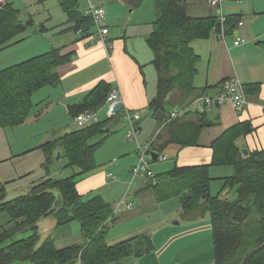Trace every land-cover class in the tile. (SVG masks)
Instances as JSON below:
<instances>
[{"label": "trees", "instance_id": "1", "mask_svg": "<svg viewBox=\"0 0 264 264\" xmlns=\"http://www.w3.org/2000/svg\"><path fill=\"white\" fill-rule=\"evenodd\" d=\"M127 1L139 7L144 0ZM153 2L156 19L146 42L153 54L151 64L156 70L157 86L156 96L148 109L163 125L169 115V105L178 107L207 93L194 86L200 56L195 53L192 43L209 39L214 31L221 30V23L217 16H191L186 0ZM60 5L67 15V32L79 35L81 29L84 35H79L80 38H87L95 32L91 19L79 10V0H60ZM234 19L227 18V32L233 29ZM28 24L31 21L22 22L19 10L13 4H0V51L24 41L25 38H17L27 30ZM73 57L74 53L64 54L63 49L54 48L1 69L0 127L23 125L34 107V94L43 88L57 86L60 82L57 68ZM111 91L109 84L99 83L88 93L80 108L83 112L97 110ZM115 116L124 117V110ZM108 123L100 121L83 129L77 128L43 145L47 156L43 164L45 168L48 169L55 150L61 147L68 162L66 168L78 167L81 174L94 170V155L104 139L94 144L90 140L103 135ZM209 125L205 114L176 119L162 128L168 132L164 145L198 146L200 134ZM253 131L249 123H239L212 143L209 164L175 167L166 174L156 175L154 181H148L159 199L179 198L187 217L209 215L214 264H264V149L244 156L238 143ZM161 139L162 136L158 137L157 142ZM157 142L152 143V150L159 153L162 147L155 149ZM224 167L231 168L233 173L220 178L224 182L223 188L217 196H212L210 189L215 178L211 176V168ZM76 177L46 178L35 183L29 193L12 200L7 199V183L0 179V213H7L10 217V226L0 232V264L17 261L108 264L132 255L131 240L114 246L108 244L107 227L114 209L101 196L84 200L77 191ZM57 194L62 204L55 207ZM49 216H54L59 226L77 221L85 245L58 250L53 238L42 241L38 222ZM22 234L28 235L21 238Z\"/></svg>", "mask_w": 264, "mask_h": 264}, {"label": "crops", "instance_id": "2", "mask_svg": "<svg viewBox=\"0 0 264 264\" xmlns=\"http://www.w3.org/2000/svg\"><path fill=\"white\" fill-rule=\"evenodd\" d=\"M207 1L189 0L188 3L186 0L189 14L193 17H218V9L209 6ZM81 3L79 0V10H83ZM222 13L226 18H236L233 29L226 32L225 38L222 39L220 33L214 31L209 39L195 40L192 43L195 53L200 56L194 86L199 91L205 90L215 95L222 89L223 81L239 79L247 88V104L240 111H236L230 104H224L205 113L210 125L200 134L198 146L181 147L174 143L164 145L168 132L162 129L161 122L148 109L156 92L152 94L148 90L145 72L148 64L144 62V52H137L131 41L129 46L125 36L113 37L112 29L104 41L96 38L93 31L87 38L67 32L69 26L65 13L66 21L58 32L61 41L52 43L47 50L39 53L61 48L64 54L74 53V57L57 68L60 82L57 86L50 87L49 101L39 114H34L35 123H31L42 124V132L35 134L42 139L37 146L28 144L23 148L25 152L28 155L38 152L44 164L47 156L43 145L57 140L58 138L51 140V135L57 131L62 133V137L77 130L76 116L84 111L80 106L88 93L101 82L109 84L112 90L119 89L122 111L128 109L141 113L142 118L137 123L140 145L143 146L150 140V144L155 140L157 142V138L162 136L154 148L162 147L158 155L167 159H150L155 163H151L155 175L166 174L175 167L209 164L212 159V143L226 130L243 122L252 125L254 131L241 138L239 146L249 152L264 149V0H230L223 5ZM107 23L109 25L108 19ZM242 38L246 39V43L235 46V41ZM108 43L111 44L110 47ZM175 108L172 107L168 112ZM110 109L111 104L106 100L97 110L91 111L98 114L100 121L109 122L103 135L90 140L94 144L104 139L94 155V170L81 174L78 167L66 168V159L64 170L57 166L46 169V174L23 187L18 195L29 193L35 183L46 178L68 177L60 175H65L69 170V176H77V191L84 200L101 196L114 209V216L107 227V242L110 246L129 240L132 245L137 240H142L141 256L134 255L132 246L131 256L108 264H214L209 215L187 217L179 198L159 199L147 180H132V168L138 162V144L127 138L130 126L124 121V117H111ZM196 115L199 114L190 112L181 118L191 119L196 118ZM27 121L23 124H26L25 128H22L26 137L30 133ZM10 150L12 152V148ZM57 152L61 153V159L64 156L61 147L55 150L53 158ZM12 159H16V156ZM169 160L173 161L171 166L168 164ZM213 170L211 168V174ZM232 173V169H227L223 177L231 176ZM122 200L133 203V206L127 208L122 205L117 209ZM76 222L59 226L54 216L40 219L38 229L42 241L48 237L53 238L58 250L85 245L80 224ZM70 264L82 263L77 261Z\"/></svg>", "mask_w": 264, "mask_h": 264}, {"label": "rangeland", "instance_id": "3", "mask_svg": "<svg viewBox=\"0 0 264 264\" xmlns=\"http://www.w3.org/2000/svg\"><path fill=\"white\" fill-rule=\"evenodd\" d=\"M81 1V9H84L86 1ZM92 1L96 6H101L105 10L113 37L122 38L125 36L126 41L129 42V46L131 41L133 48L137 52H144V62L148 64V67H145L148 90L152 91V94H155L157 74L154 66L150 64V61L152 62L153 59V54L147 46L146 39H144L147 34L151 33L152 24L156 19L153 0H144L139 7H135L127 0ZM7 2L13 4L19 10L22 22L26 23L29 20L31 24H28L27 30L17 38V40L25 38L24 41L13 44L7 49L0 51V70L37 56L41 54L39 52L47 50L52 43L60 42L61 39L58 32L66 21V15L62 10L60 0H7ZM49 90H51L50 87L43 88L37 91L33 96L34 107L27 118L28 121L26 120L31 136L28 134L26 137L27 134L24 132V129H22L23 127L25 128L26 124L25 126L21 125L14 128L0 127V179L2 182L7 183L8 200L18 197L19 191L23 187L39 180L42 174H46V168L42 164V156L38 152L28 155V152H25L23 148L27 147L28 144H30V146H37L42 139V137L35 136L36 132H42V124L32 125L31 123H35V121H33L34 114H39L44 104L49 101L48 95H50L51 92ZM175 96L176 93L173 97ZM167 109H172V106L169 105ZM61 135L62 133L57 131L56 134L51 135V140L59 138ZM32 136L34 138H32ZM150 143L151 140L143 145V147L148 146ZM10 148H12V152ZM14 155L16 159L13 160L12 158ZM146 158L150 160L151 156L148 155ZM172 163L173 161L169 160L168 164L170 166ZM65 164L66 158L63 156L61 159H57L56 154L49 163L47 170L56 166L58 169L62 168V170H64ZM154 164L153 162L152 165ZM227 169L231 168H214L212 171L211 176L215 178L211 183L210 192L212 196H217L221 192L224 182L220 178L223 177ZM64 174L65 175L60 176H69L70 171L68 170ZM9 221L10 217L7 213H0V232L2 229L10 226ZM27 235L22 234L21 236L26 237ZM14 264L26 263L17 261Z\"/></svg>", "mask_w": 264, "mask_h": 264}, {"label": "built area", "instance_id": "4", "mask_svg": "<svg viewBox=\"0 0 264 264\" xmlns=\"http://www.w3.org/2000/svg\"><path fill=\"white\" fill-rule=\"evenodd\" d=\"M86 4L83 9V14L85 17L91 19L94 24L95 37L98 39L105 40V37L109 34L110 27L107 23L105 10L101 6H96L92 0H85ZM230 0H208V5L218 9V20L221 23V30L219 31L222 39L225 38L226 28L225 23L227 18L223 16L222 7L223 5ZM7 0H0V4H5ZM242 25V23H239ZM79 35H84L83 30H78ZM246 43V39H237L235 41V46H240ZM109 47L111 46L108 43ZM107 102L111 104L110 116H115L116 113L113 111V107L116 103L120 101V91L119 89H113L108 98ZM224 104H230L236 111H240L247 104V97L245 94V88L239 79L235 80H225L222 82V89L219 93L212 95L210 93H203L191 101L176 107L173 109L166 120L163 123L165 127L170 122L181 118L190 112H195L197 114H205L208 111H211L214 108L220 107ZM142 115L139 111H124V121L130 126V131L126 134L129 140L136 141L138 144V162L132 168V180L141 181V180H153L155 179V173L151 169L152 161L147 159L146 156L150 155L152 150V144L148 146H142L138 143L139 128L137 123L141 120ZM76 126L79 129L89 127L93 124L99 123L100 118L98 114L91 111H86L78 114L76 116ZM158 159L165 161L167 158L165 156L158 155ZM122 205H126L127 208H131L133 203H126L125 200H122L118 203L117 209H120Z\"/></svg>", "mask_w": 264, "mask_h": 264}, {"label": "water", "instance_id": "5", "mask_svg": "<svg viewBox=\"0 0 264 264\" xmlns=\"http://www.w3.org/2000/svg\"><path fill=\"white\" fill-rule=\"evenodd\" d=\"M123 109V104L121 102H118L114 105L113 107V111L114 113H120ZM243 152V155L244 156H248L249 155V150L247 149H243L242 150ZM61 156V153L60 152H57V159H59ZM151 158L153 161H157L158 159V153L157 152H151L150 154ZM62 204V200H61V197L59 194H57V201L55 203V207L59 206ZM132 246H133V250H134V255L135 256H141L143 253L141 252L142 251V240H137L135 243H132Z\"/></svg>", "mask_w": 264, "mask_h": 264}]
</instances>
